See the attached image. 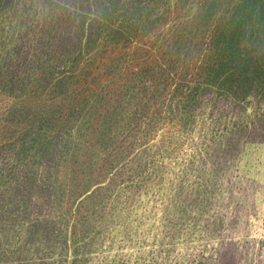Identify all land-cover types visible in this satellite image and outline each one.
Masks as SVG:
<instances>
[{"label":"rangeland","instance_id":"obj_1","mask_svg":"<svg viewBox=\"0 0 264 264\" xmlns=\"http://www.w3.org/2000/svg\"><path fill=\"white\" fill-rule=\"evenodd\" d=\"M0 264H264V0H0Z\"/></svg>","mask_w":264,"mask_h":264}]
</instances>
